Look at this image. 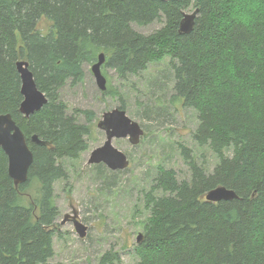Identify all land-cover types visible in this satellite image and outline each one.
<instances>
[{"label": "trees", "instance_id": "trees-1", "mask_svg": "<svg viewBox=\"0 0 264 264\" xmlns=\"http://www.w3.org/2000/svg\"><path fill=\"white\" fill-rule=\"evenodd\" d=\"M191 10L194 29L181 34ZM156 22L164 26L150 35L134 28ZM101 54L124 81L169 60L171 103L195 110L193 140L217 158L208 170L182 146L189 179L159 168L146 193L150 218L137 264H264V0H0V115H12L34 155L27 183L16 187L0 149V264H49L55 256V185L68 179L65 162L90 149L95 120L91 111L69 114L60 93L83 82L84 65ZM20 61L48 100L30 117L20 110ZM119 108L126 110L122 98ZM34 185L39 198L27 203ZM218 187L238 199L206 201Z\"/></svg>", "mask_w": 264, "mask_h": 264}, {"label": "rangeland", "instance_id": "rangeland-1", "mask_svg": "<svg viewBox=\"0 0 264 264\" xmlns=\"http://www.w3.org/2000/svg\"><path fill=\"white\" fill-rule=\"evenodd\" d=\"M193 12L187 11L188 14ZM40 26L45 32L49 30L45 20ZM163 26L162 22H156L134 28L150 35ZM92 66L84 65L83 82L68 83L60 93L61 100L69 107V114L76 109L91 111L95 120L90 149L79 160L65 162L68 179L55 185L59 217L54 238L55 256L49 264H105L102 259L107 254L115 258L106 264H137V240L144 234L150 218L146 193L159 168L175 170L180 180L189 179L191 171L182 146L208 170L214 169L217 158L193 140V132L198 127L195 110L171 103L174 76L169 60L152 64L147 71L128 76L125 81L104 65L102 72L107 78L108 89L117 92V96L104 95ZM121 98L128 117L142 127L144 135L138 145L131 144L129 139L114 140V146L130 161L128 169L114 172L106 165H89L88 161L91 153L106 141V134L98 128V123L105 113L121 106ZM78 121L87 124L84 116ZM38 190L34 185L26 192L27 203L39 198ZM75 214L88 227L85 238L79 236L73 223L63 224L67 215Z\"/></svg>", "mask_w": 264, "mask_h": 264}, {"label": "water", "instance_id": "water-1", "mask_svg": "<svg viewBox=\"0 0 264 264\" xmlns=\"http://www.w3.org/2000/svg\"><path fill=\"white\" fill-rule=\"evenodd\" d=\"M159 1L166 2L168 0ZM197 15L198 11H194L191 14H184V19L180 25L181 34H190L193 31ZM105 62L106 56L105 54H101L98 62L92 66V73L102 92H107L108 90L107 78L102 72ZM17 70L21 76V93L24 98L20 110L24 116L30 117L40 111L48 103V100L45 94L38 89L28 62H18ZM98 128L106 134V141L104 145L91 153L88 164H103L114 172H121L128 169L130 165L128 157L122 151L118 150L113 142L115 139H129L131 144L138 145L144 135L142 127L131 120L125 110L117 108L104 114L102 120L98 123ZM32 141L36 145H47L46 142L41 141L37 136H33ZM0 149L8 158L9 176L14 181L15 186L19 187L27 183L29 171L34 161V155L23 131L17 125L11 114L0 115ZM234 199H238V195L233 190L225 187L213 189L206 195V201L212 203L232 201ZM68 217L72 219L79 236L85 238L88 227L80 222L76 214ZM65 222L66 219L64 224ZM142 240L143 235L141 234L137 242L141 243Z\"/></svg>", "mask_w": 264, "mask_h": 264}, {"label": "clouds", "instance_id": "clouds-1", "mask_svg": "<svg viewBox=\"0 0 264 264\" xmlns=\"http://www.w3.org/2000/svg\"><path fill=\"white\" fill-rule=\"evenodd\" d=\"M256 7L259 8V5H256ZM243 22H244L246 25L251 26L252 23H253V17H250V16H248V17H244V18H243Z\"/></svg>", "mask_w": 264, "mask_h": 264}, {"label": "flooded vegetation", "instance_id": "flooded-vegetation-1", "mask_svg": "<svg viewBox=\"0 0 264 264\" xmlns=\"http://www.w3.org/2000/svg\"><path fill=\"white\" fill-rule=\"evenodd\" d=\"M104 67V66H103ZM101 147V146H100ZM68 216H70V215H67L66 217H65V219H66V222H65V224H67V223H73V221H72V219L70 218V217H68ZM68 217V218H67ZM65 219H64V221H65ZM64 221H63V224H64ZM74 224V223H73Z\"/></svg>", "mask_w": 264, "mask_h": 264}]
</instances>
